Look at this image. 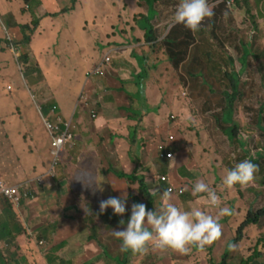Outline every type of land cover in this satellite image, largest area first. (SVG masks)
Masks as SVG:
<instances>
[{"label": "crops", "instance_id": "crops-1", "mask_svg": "<svg viewBox=\"0 0 264 264\" xmlns=\"http://www.w3.org/2000/svg\"><path fill=\"white\" fill-rule=\"evenodd\" d=\"M66 1L67 0H28L26 3L25 0H0V14L1 17L7 19L8 23H11L10 30L15 39H17L21 35V23L30 22L32 18L35 17V11L32 10V7L38 8V12L44 10V13H54L59 11ZM91 1V3H87L86 8L91 6V8H89L92 14L90 18L93 24H95V19L93 18L95 12L93 5L94 1ZM174 1L175 0H143L144 3H142V7L146 8L145 10L149 13L150 6H153V13H150V23L152 24L153 31L158 36L156 42L146 41L147 37L143 30L144 24H138L136 19L133 18L131 26L127 25L129 28L128 33L124 34V32H122V34H124L123 36H117L115 33H112V40H108V37L105 35L107 38V41H105L106 48L103 52H100L98 48V44L101 42L100 35L96 36L95 32H88L92 35V40H89L85 37V29L88 27H84V31L77 34L79 41L76 44L78 59L83 65V73L78 76L77 88L73 92V95L69 96L65 90L63 91V85L53 83L57 78L56 75L53 77L51 76L48 81H44L49 86L56 89L54 94L57 95V100L53 99L52 102L57 103L63 108V111H60V113L64 119L71 121L72 132L73 134L76 133V139H72L65 144L64 153L62 155L63 165L55 170L52 178H48L44 185L40 186L34 199L26 200L20 207H15L12 203V205H0V264H64L63 261H65L66 264H96V262L100 261L103 254L95 242L86 239L87 228L78 212L76 200L79 195L90 197L93 203L99 208V202L110 196H120L126 193L127 198H129V188L126 180L117 176L113 171L105 170L112 166V168L119 167L124 172L130 173L133 168H136L137 162L138 164L144 165L142 161V149L150 151L153 155L156 162L155 171L160 172L162 170V174H168L172 182L190 186L197 181L205 182L204 176L196 175V170L198 169L196 168L197 164L195 160H192V148L197 141L193 139L192 136L186 135L180 141V150L176 152V154L178 153L176 160L164 161V163L157 162L156 160L154 151L155 142L153 140L169 126L168 118L170 114L183 113L186 116L185 110H187L188 115L186 117H191L190 119L192 121V62L197 63V59H192V51L196 53L202 52L201 58L204 60H206L205 54L211 53L216 57L214 59L215 64L220 65L222 70H226V68L228 70L235 69V60L231 57L233 52L239 53L236 60L237 64L245 65L243 60L246 53L240 51L235 52L233 47L226 42L227 34L230 32L228 26L220 33L215 32L214 34L217 40H221L222 46L219 48L215 46L216 41H213V37L211 36V38H209V34L211 35L210 32H208V34L202 33L200 39L202 45L206 46L209 42H213L214 45H208L207 48L202 49L201 46L197 47V43L199 44L200 40H196L195 44L192 42L194 44L193 47L191 44L188 49L190 65L185 69V72L190 83L191 97H188V99L180 98L179 93L182 82H180L178 78L176 87L179 86V88H177L171 100V104H175L174 110L168 114L144 110L135 97L139 86L137 82V79L140 78L139 73L141 71L145 72V70L148 72L146 76L145 73H143L141 81L145 78L146 81L157 79L164 75L165 84H169L168 79L171 74H169L163 66V61L159 62L154 60V56L158 54L154 55L155 51L152 50L151 46L161 42L169 28L175 24L173 18H170L168 15L169 5L173 4L175 6L176 3ZM261 1L262 2L253 0V3L257 6L258 16L264 25V9L261 5V3L264 4V0ZM158 7L162 9L159 10ZM24 8L26 10H23ZM145 10L143 13H145ZM67 14H60L53 19L46 17L43 18V20L65 21ZM36 15L39 16L38 14ZM230 16L233 20L232 27L236 29L238 26L239 29L243 30L245 27L243 24V11L239 8L236 12H232ZM164 17H169L170 20L161 21L158 25H155L152 21L153 18L163 19ZM220 18L223 23H226L225 16L220 15ZM237 18L241 19V23L235 26L234 24ZM140 20L142 21L143 18ZM166 22L170 23L162 25ZM13 24L16 25L12 26ZM134 27L138 29L135 30ZM48 29L51 28L49 27ZM60 33V31H57L44 34V32H41V29H39L33 36L32 41L43 45L44 49L65 48L66 42L58 41L62 39ZM42 38L48 39V43H42L40 41ZM32 41L26 43L22 49L30 53L29 46L32 45ZM108 50L111 51V60L109 63L102 66L103 73L100 75L103 79H101L100 75H86L101 62L103 54ZM42 51L43 50H41V52ZM6 53L8 57L11 56L10 51H6ZM218 53L224 54L225 57L219 58ZM160 55L163 54L160 53ZM145 59H147L146 62H144ZM4 63H6V60L0 56V64ZM13 63L15 64L14 59ZM244 67L245 66L240 70H243ZM247 79L248 78H240L243 82ZM243 82L239 85L245 86ZM252 82L256 83V87L260 85V83L258 84L254 79H252ZM203 85L205 87L209 86L208 83L203 80L200 82L194 81L193 84L194 87ZM3 86L4 85L0 83V87ZM142 86L147 87L146 90H148L151 85L143 84ZM219 86L226 88L229 86V81L226 78L220 79ZM110 92H112V96L108 95ZM253 92L254 90L252 89V93ZM121 93L129 98L126 100L125 105L122 103ZM81 94L85 96V100L89 102V106H92L91 109L96 112L101 111V108L105 109L108 116H106L105 113L99 115L97 113L96 119L91 122L88 109L85 108L86 106L79 103ZM2 95L0 90L1 102L6 98ZM16 101L22 105L23 112L15 105H7L5 106V111L0 112V169L2 170L0 179H4L8 182L20 181L33 173L26 170V158L24 162L18 160L20 154L26 156L24 152L28 151V146L36 145L37 148L35 149H38L50 145V138L43 124V131H40L42 126L40 124L38 126L37 122L33 128L27 125L28 117L31 116L28 110H32L33 116H35V109L32 101L25 100L22 96H18ZM33 101L35 102V100ZM40 101L39 104H42ZM9 107L11 112L10 115H7L6 110ZM133 108H135V110H133ZM16 109H18L17 114L14 112ZM44 109L47 111V108ZM125 109L127 110L126 112ZM113 111H118V116H120L122 120H125V124H119L117 127L112 126L110 118L117 116V113L115 114ZM133 112L138 115L137 118L139 119L145 116L144 118L145 121L147 120L148 126L142 127V125H140V128H136L137 123L134 119L137 118L132 117L131 113ZM112 113L113 115H111ZM24 118H27L25 126L22 129L13 131L12 127H14L15 123L23 122ZM1 119H3L5 123ZM180 121L178 122L180 123ZM198 121H201V117L200 119L198 118ZM90 123H92V125H89ZM132 123H134L133 126L136 128L133 130L134 133L137 134V137L140 138V136H142V146L140 150H138L137 155H131L128 152V138H130L128 124ZM104 130L107 131L103 132ZM111 132H117L118 136L110 135ZM201 132L203 134V139L206 140L208 130L205 127H201ZM105 133H107V135H104ZM26 134L27 140L24 142L25 138L22 135L26 136ZM189 134L192 135V131H190ZM12 142L15 146H13ZM125 147L127 149L123 154L122 149ZM186 151L189 152V157ZM28 152L32 156V159H37L36 153ZM186 156L187 159H185ZM40 159L42 161L44 160V163L50 161L51 154L47 153V156L42 155L39 157V160ZM182 161L188 163L187 168L183 171L184 175L179 171ZM104 163H107V165L104 166ZM30 164L31 170L35 171L36 167H33L36 166V162L32 161ZM90 166H94L95 169V184H91L89 188L86 186V183H80L87 179L89 173H92V168ZM46 168H49V166L47 167L46 164L43 165V163L42 165L39 164L38 171L43 173ZM143 170L144 168L140 169L142 173H144ZM192 176L194 179H192ZM147 178L148 177H146V180H148ZM187 182H189V184ZM149 184L153 186L155 184L154 180L149 181ZM97 185L102 188V191L99 190ZM205 198V195L192 198V202H190L192 203V209H201V203H203L204 209L206 204H208L207 199L206 202H204ZM154 203L159 207L167 203H172L176 206L182 203V207H184L188 201L183 200L175 194H170L166 197L155 194ZM131 204L132 202L126 199V211ZM124 226H115L101 235V239H107L109 245L105 243L108 245V250L115 256L122 250L120 246L121 242L118 238L114 237L113 230L116 228H123ZM39 240L44 241L43 246H45V250L37 249L40 244L38 242ZM46 245H50V247ZM51 245L53 246L51 247ZM92 249H94V252L90 254L89 250Z\"/></svg>", "mask_w": 264, "mask_h": 264}, {"label": "rangeland", "instance_id": "rangeland-1", "mask_svg": "<svg viewBox=\"0 0 264 264\" xmlns=\"http://www.w3.org/2000/svg\"><path fill=\"white\" fill-rule=\"evenodd\" d=\"M94 1V14L93 18L95 19V24H93L91 17V11L89 10L90 7L86 8L87 3H91V0H67L61 7L65 6L67 7L70 4L77 5L76 9L71 11L67 14L65 21L59 20L54 21L50 19H45L39 23V19L45 12L40 11L38 12V8L32 7V10L35 11V17L32 18V21L30 22H24L21 24H28L32 28H36V23H39L36 32L41 29V32H44V34H47L49 32H57L60 31V36H62V39H59L58 41H65L66 47L65 48H58V49H44L43 45H40L39 43H32V45L29 46L30 53L27 50L22 49V44H24V39L22 40V36L20 35L17 39H15L14 35L12 34V31L10 30L11 23L7 22V19L1 17L0 14V33L4 35L7 39V41H11V39H14L15 41L12 43L11 49L8 47L7 43L2 40L0 41V56H2L6 63L0 64V83H2L4 86L0 87V90L2 92V96L6 97L3 102L0 101V112L5 111V106L7 105H15L17 106L22 112L23 107L21 104H19L16 101V98L18 96H22L25 100L32 101L34 109H35V116H33L32 110H28V112L31 114L30 117H28L27 125H29L31 128L35 126V123L37 122L38 126L39 124L42 126V121L39 115V110L37 107H41L42 104H39L38 102H42L45 105L52 104V99L57 100V95L54 94L53 87L49 86L44 81H48L50 77L56 75L57 78L53 83H57L60 85H63V91L65 90L68 95H73V92L77 88V80L78 76L82 75L83 73V65L81 62H79L78 59V52L76 50V44L78 43V33L83 32L84 27H88L85 29V37L89 40H92V35H90L88 32H95L96 36L100 35L101 42L98 44V48L100 52H103L106 48L105 41L112 40V33H115L117 36H123L124 34L129 32V28L127 25L131 26L133 18H135V14L143 13V11L146 9L142 6H140V2L144 3L143 0H93ZM262 2L261 0H259ZM176 4L175 6L173 4L169 5L168 15L170 18H173V12L176 7V5L179 3V0L174 1ZM78 3V4H77ZM83 4V5H82ZM263 9L264 4L261 3ZM259 6V5H258ZM159 10H161V7H158ZM139 12V13H138ZM253 12H257V8L253 10ZM38 14L39 16H37ZM148 14V12H146ZM169 17H164L163 19H157L153 18L152 21L156 25H158L161 21H169ZM53 19V18H52ZM136 19V18H135ZM170 22H166L162 25L169 24ZM239 23H241V19L237 18L235 22V26H237ZM41 24V25H40ZM16 24H13L14 26ZM51 29H48V28ZM135 30H137V27H134ZM225 29V28H224ZM261 29L264 33V25L261 24ZM122 31H124V34H122ZM45 36V35H44ZM37 41V40H36ZM40 41L44 44L48 43V39L42 38ZM41 50H43L41 52ZM263 50V49H262ZM6 51L11 52V56L8 57ZM14 52V55L12 53ZM26 53L28 54L27 62L23 63L20 61L17 62V56L20 54ZM257 52V51H256ZM254 52L253 55L256 53ZM219 54V58H224V54ZM252 55V56H253ZM196 57H199L200 54L196 53ZM239 56V53H232L231 57L233 60H235V68L238 70L242 69L243 66V72H242V78H248V80L252 81L254 79L258 84L260 85L256 87V91L258 92V95L260 96V99L255 98L250 103V108H252L254 105L258 106V102L260 100V105L263 103L264 100V90L262 88V82L260 78L259 70L264 69V52L262 54L261 60H255L253 57H247L245 65L243 64H237V58ZM13 59L15 64L13 63ZM29 66V70H27L24 66ZM165 69L169 71L168 73L171 74V69L169 68V63L167 61H164L163 63ZM212 64L209 66V69H211ZM193 68L195 69V73H192V76H201L202 74L198 71L197 66L195 64L193 65ZM180 73L184 75L185 79L188 78L185 69H180ZM206 78H208V83L212 85L213 92L207 93L204 92V98L202 100L193 98L191 102H193V106L195 109H201L203 106L208 105V109L213 108V104H218L220 101V95L221 91L224 89V87L219 86L220 79L219 77H212L207 74V72L204 73ZM171 80L170 77L168 79L169 84H165L164 75L163 77H159L157 79L149 80V81H142L144 84H150L151 86L146 90L147 87L138 88L137 94L140 95L141 100L146 101V104L144 106V110L146 111H155L156 113L163 112L168 114L175 108V104H171L172 96L175 94L177 87L176 82L177 79L175 76L171 74ZM222 77V76H221ZM101 79L103 77L101 76ZM194 81L200 82L201 77H196ZM117 84V83H115ZM194 82L192 81V86ZM256 85V83H255ZM200 87V86H197ZM127 89V88H125ZM242 89V88H241ZM246 88H243V90ZM128 90V89H127ZM184 91H188L190 96V87L183 88L180 90V97L183 96L181 94ZM31 94V95H30ZM108 95H113L112 92L108 93ZM193 95V92H192ZM122 98V103L125 105L126 100L128 99L123 93L120 94ZM49 97L50 100L46 101V98ZM32 99V100H31ZM207 99L208 102L211 104H207L204 102V100ZM35 100V102L33 101ZM241 97L235 101L236 106L240 104ZM234 101V102H235ZM245 105V104H244ZM92 106H87V109L90 113ZM135 108H133L134 110ZM124 110V109H123ZM242 110L241 112V118L244 120V123H248L249 129H253V125L251 124L253 122V113L251 110H245L242 106L240 108ZM60 111H63V108L60 106L58 108V112L60 115ZM186 111V116L188 115V111ZM10 107L7 108L6 113L7 115H10ZM14 112L17 114L18 109L14 110ZM114 112V111H113ZM126 112V110H125ZM220 111H218L216 114H219ZM236 112V111H235ZM257 112V111H256ZM255 112V113H256ZM13 113V112H12ZM43 116H46L45 109L41 108L40 112ZM99 114L105 113L106 116H108V113L105 109L101 108V111L96 112ZM117 116L110 118L112 122V126L117 127L119 124L123 125L125 124V120H122V118L119 115L118 111L114 112ZM14 114V113H13ZM113 115V113L111 114ZM262 117L264 118V108L261 112ZM183 113H177L176 117L179 119L180 122L182 120H188ZM236 116L238 118V113L236 112ZM23 117V115H22ZM170 117V116H169ZM23 119V118H22ZM27 118H24L23 122H16L14 127H12L13 131H16L18 129H22L25 126V121ZM90 121L93 122L96 118L90 116ZM4 123L5 121L1 119ZM136 123H139L142 125V127H145L143 123H145V120L143 119H134ZM134 124V123H133ZM89 125H92L90 123ZM201 126H204L208 128L209 135H212L213 140L218 144V150L213 151L217 155H219V158H217L218 163L222 165V167L219 169V173L217 176H215V171L212 167L207 169V172L203 170V174H205V180L212 190L217 192L219 195V205L217 207H212L209 204H206L204 209H200L201 211H204L206 214H209L213 217H215L219 224H220V236L211 240L210 242H207L203 245L202 248H204L206 251L200 250V249H194L193 246H189V251L181 253L169 248L165 249H156L152 247L151 245L148 246V250L144 253H128L129 261L128 264H207L208 259V252H211L210 256H212L216 261H219L221 258V254L225 249V246L228 242V240L231 239L236 233V228L238 224L241 222L243 214L246 213L247 208H251L253 210H256L264 205V186H258L259 180L252 179L250 182L242 185V187H246L247 185L250 186V188H243L241 189L240 194L235 191L233 187L228 188V194L227 199L224 197V188L223 184L221 183L222 177L225 175V170L229 169L231 167V161L233 164L244 160L249 159L245 156V152H243L241 149L244 148V150L247 152V155H250L251 157H258L259 154L263 155L264 151L262 148H264V129H254L253 132L247 133L244 132V134L241 133L240 138L242 139L240 142V138L237 137L233 138V140L228 139L226 137V134L222 132V129L220 126V120L219 123L211 116L207 114H204V118L201 119ZM262 125H264V120L262 122ZM192 126V127H190ZM219 129H218V127ZM193 128V130L196 129V124L194 121L188 120L187 123H184V125L180 127L181 132L184 131L186 133H189ZM40 131H43V126ZM80 131V130H79ZM78 131V132H79ZM107 130H104L103 132H106ZM77 132V131H75ZM104 135H107L105 133ZM110 135H115V133H110ZM145 135V133H144ZM26 142L27 140V134L26 136L22 135ZM45 136V133H44ZM192 137L194 139L199 140L200 136L192 134ZM73 139H76V133L73 135ZM13 143V142H12ZM243 143V144H241ZM13 146L15 144L13 143ZM212 144L207 143L204 141L203 147H205V150L212 149ZM261 146V147H260ZM37 148L36 145L34 146H28L27 150L31 153L37 154V159L33 158L30 155L28 151L24 152L26 156L19 155L18 160L20 162H24V159L26 158L25 166L26 170H29L34 173H40L37 172L39 164L48 165L49 161H46L45 163L40 159V156H47V153H49V146H45L44 148ZM126 147L122 149V152L126 151ZM157 149L154 148V151ZM47 151V152H46ZM64 151L60 150L58 152V156L63 154ZM142 161L144 163V170L143 174L145 177H148L147 179L149 181H152V178L154 176V172L156 170V162L153 158V155L150 151H147L145 149L141 150ZM157 162H163L161 159L156 158ZM221 160V162H220ZM35 161L36 167L35 171L31 170V162ZM153 164H152V162ZM229 163L230 165H228ZM30 164V165H29ZM107 165V163H104V166ZM182 167L179 169V171L183 174V171L186 169V167L182 164ZM92 168V173H89L86 180L82 181V183H86L89 188L91 184H95V169L94 166H90ZM102 169V168H101ZM0 173H2V170L0 169ZM196 174L199 176V172L196 171ZM184 175V174H183ZM188 176V175H186ZM28 177V176H27ZM25 178V177H24ZM146 180V184H148V187L151 192L157 193L158 189L156 186H151L149 184V181ZM85 185V184H84ZM136 187V186H134ZM254 188L256 190H254ZM257 192V193H256ZM184 196L182 195L181 198L185 200L188 198L189 194L184 192ZM241 196V197H239ZM192 201H188L187 206L182 207V203L177 206L179 208H183L185 210L192 209ZM155 209H159L157 204L154 203ZM165 206V205H164ZM163 206V207H164ZM239 206V209H241V213H236V207ZM162 207V208H163ZM219 207H228L231 209V213L229 215L225 216H219L218 211ZM119 229V228H116ZM260 238H264V216L260 218L258 225L249 226L245 229L244 238L235 246H233V251L231 252L230 260L233 262H238L241 258H246L247 256L254 253L256 248L262 247V242H258ZM104 244H108L107 239L103 240ZM106 242V243H105ZM106 244V247H107ZM109 245V244H108ZM47 247H50V245H46ZM53 245H51L52 247ZM121 246V245H120ZM119 246V247H120ZM207 247H211L209 249H206ZM108 248V247H107ZM38 250L44 249L45 246L38 245ZM94 252V249L89 250V253L92 254ZM122 251L118 252V255H121ZM108 255H114L112 253ZM115 260L123 259V257H114ZM261 259V260H260ZM261 261V262H260ZM102 261H98L100 263ZM51 264V263H50ZM103 264H111L109 262H105ZM250 264H264V258L260 257L259 259H256L252 261Z\"/></svg>", "mask_w": 264, "mask_h": 264}, {"label": "clouds", "instance_id": "clouds-1", "mask_svg": "<svg viewBox=\"0 0 264 264\" xmlns=\"http://www.w3.org/2000/svg\"><path fill=\"white\" fill-rule=\"evenodd\" d=\"M241 0H179V3L176 5L174 12H173V22L175 23L172 25L169 30L167 31L166 35L170 31V29L175 26L176 24H182L184 27L189 29L190 31H193V37H194V44L196 40L201 39V34L205 33L209 34V38L211 36L213 37V41H216V47L222 46L221 40H217L215 37V32L220 33L226 26L230 28V32L227 34L226 42L229 43L230 46L233 47V50L235 52H245L247 55H245L243 62L246 63L247 57H254L255 54L252 56V54L249 53V49L243 45V42L246 41V37L252 36V30H250L246 19H245V11L244 9L240 8L243 11L244 18H243V24L245 27L242 29H239L238 26L236 29L232 27L233 20L231 18V13L236 12V10H239L238 4ZM78 4V3H77ZM252 4L254 8H257L255 3ZM77 5L74 4L73 8L69 11V13L73 10H75ZM23 10H26L25 8ZM220 15L225 16L226 23H223V21L220 18ZM253 17L256 18L258 24L261 27V20L258 16L257 12H253ZM1 22V20H0ZM150 22V20H149ZM151 24V23H150ZM152 25V24H151ZM211 28V30H210ZM198 30V32L196 31ZM124 32V31H122ZM0 36L4 38V41L7 43L8 47L11 49L12 43L15 41L14 39H11V41H7L6 37L0 33ZM157 36V35H156ZM164 37V38H165ZM158 38V36H157ZM163 38V39H164ZM192 43V47L194 45ZM26 43L22 44V46H25ZM208 45H214L213 42H209ZM208 45L204 46L202 45V42L200 40V43H197V47L201 46L202 49L207 48ZM253 47L256 46L252 44ZM191 46V45H190ZM189 46V47H190ZM188 47V49H189ZM253 51V49H252ZM13 55L14 52L12 51ZM22 54H26L21 52ZM202 52H199L200 56L196 57V52L192 51V59H202L201 54ZM254 53V52H253ZM20 54V56L22 55ZM111 51L108 50L105 52L102 56L101 62L89 73L86 75H100L102 74V66L109 63L111 60ZM189 54V53H188ZM210 53H206L205 56L207 57ZM28 57V54H26ZM20 56H17V62H19ZM214 56V55H212ZM216 58L215 56L213 57ZM165 57L163 55H157L154 56V60L156 61H165ZM169 68H170V62ZM186 62L190 63V59ZM200 67L202 65H199L197 63L192 62V73H195V69L193 68V65ZM164 66V65H163ZM217 66V65H216ZM166 67V66H164ZM215 67V66H214ZM183 67H181L182 69ZM171 69V68H170ZM168 70V67H167ZM203 70L205 68L203 67ZM231 69L222 70L221 66L214 69L209 76L212 77H219L217 75L218 72H230ZM237 70L236 68L234 69ZM171 71V70H170ZM169 72V71H168ZM143 73H145V76L148 74V72L145 70V72L141 71L140 78L137 79V82L139 83L138 88H143V82L141 81L143 77ZM183 75V74H182ZM101 76V75H100ZM198 76H192V81L194 82L195 78ZM240 78H242V74H240ZM219 79H225L223 77H219ZM204 81L208 83V78L201 77V81ZM146 81V78L143 80ZM197 82V81H196ZM243 82V81H242ZM245 86H240V88H246L244 89V97L238 96L237 100L241 97V102L239 105H242L244 107V104L248 106V109L250 108V103L256 98V92L254 91L252 94V98H248V94L250 90L252 89V81L246 80L243 82ZM208 87L200 86V87H194L192 86V92H193V98L202 100L204 98V92L210 93V88H213L212 85L208 83ZM190 87V83L188 79H186L185 82L181 83L180 90L183 88ZM179 88V86L177 87ZM225 90V88L223 89ZM222 92V91H221ZM181 94H183L181 99H188V91H184ZM258 94V92H257ZM180 96V93H179ZM191 96V94H190ZM221 96V95H220ZM129 99V98H128ZM50 100L49 97L46 98V101ZM53 100V99H52ZM51 100V101H52ZM138 100V99H137ZM140 103V106L144 108V106L141 105V101L138 100ZM205 103L211 104L207 101V99L204 100ZM237 102V101H236ZM39 103V102H38ZM79 103L81 105L89 106V102L85 100V96L83 94L80 95V101ZM45 104L42 103L41 107H38L39 113L41 112V108H43ZM238 105V106H239ZM60 106L57 103H53L50 105H46L47 111L46 116H43L40 113L42 124L47 131L49 138H50V147H49V153L51 154V160L49 161L45 172L43 173H32L30 176L25 177L21 179L20 181L16 182H8L4 179H0V182L4 184L5 186L9 187H15L17 188V192L19 195H21L20 201L18 204L13 203L7 196L10 203H12L15 207H20L22 203H24L26 200H32L35 198L36 194L38 193L40 186L44 185L45 181L48 178H52L54 176L55 170L58 168L57 161L62 158V155H59L58 158L54 161V155L52 153L53 150V139L55 136L59 135L63 130L66 129L65 124H68L67 132L70 134L69 137L66 138L64 141L61 150L64 151L65 144L73 139V132H72V123L69 120H66L63 118L62 115L59 114L58 108ZM44 109V108H43ZM126 110V109H125ZM192 121L197 124L198 118L203 119L204 114H207L210 118L214 113H217V110L209 111L207 113L202 112V108L199 110L198 108L195 109L192 102ZM127 111V110H126ZM201 114V115H200ZM97 113L93 109L90 110V116L96 117ZM191 117H188L186 119L190 120ZM58 119H60V123L58 122ZM188 120H184V123H187ZM179 119L176 117V114H170V117L168 118L169 126L166 127V130L160 135L158 134L159 142L156 145V151H155V157L158 159H161L164 163V161H174L177 158L176 152L180 150V141L185 137L186 135H190L189 133H186L184 131L181 132V125L183 126V122H178ZM47 123L50 124H58L60 127V130L51 133L48 130ZM131 125H134L133 123ZM192 127V126H190ZM204 127V126H203ZM206 128V127H205ZM208 130V128H206ZM192 131V134L197 135V130H193V128L190 129ZM209 131V130H208ZM115 135L118 136V133L115 132ZM194 139V138H193ZM197 142L192 148V160H195L197 166L196 168L201 176H204L203 170L207 172V169L210 168V159L212 158V154L209 150H205V147H203L202 140L195 139ZM213 140V137H212ZM214 141V140H213ZM215 142V141H214ZM216 143V142H215ZM162 144L163 148H159V145ZM216 146L218 144L216 143ZM164 153L163 156H161L160 153ZM170 152L171 156H167V153ZM187 152V155L189 157V152ZM187 159V156L185 157ZM62 160V159H61ZM186 168L188 166V163L185 161H182V163ZM182 167V166H181ZM257 171V165L251 162L249 159L241 160L234 164L233 167L230 169L225 170V175L222 177V184L226 187H232L233 185L239 184L241 185V188L243 189L242 185L250 182L253 179L254 173ZM37 172H39L37 170ZM162 170L160 172L155 171L153 174L152 180H154V185L158 189L156 194L161 195L162 197H166L170 194H175L181 197L184 196V192L189 194L188 198L185 200L192 201V198L190 195L194 196V198L199 197L201 195H205V201L207 199V202L212 207H217L220 203L219 201V195L216 194L214 190L209 188L210 185H208L205 180L203 181H197L196 183L190 185L185 184H176L170 180V176L168 174H162ZM197 175V174H196ZM192 179L194 177L192 176ZM189 184V182H187ZM99 190L102 191V188H100L99 185H97ZM129 188V187H128ZM150 190V189H149ZM236 191V189H235ZM130 192V189H129ZM237 192V191H236ZM155 198V193L152 192ZM203 193V194H201ZM201 194V195H197ZM185 198V196H184ZM126 199L130 202L132 200L130 198H127V194L123 193L120 196H110L104 200H101L99 202V210L101 213L106 208H111L113 213L116 215H122L125 212V201ZM1 205V204H0ZM155 206V205H154ZM164 206V205H163ZM160 206L161 208L155 209L153 207L152 209L146 210V207L143 203H133L129 207L130 215L128 217V220L126 222V225L123 228L115 229L113 230L114 237L118 238L121 242V255H117L118 257H123L125 250H130L132 254L134 253H144L148 250V246L151 245L152 247L156 249H165L169 248L181 253L189 251V246L194 247H203V245L207 242H210L211 240L217 238L220 236V224L218 220L209 215L206 214L204 211H201L198 208L185 210L177 207L176 205L172 203H167L165 206ZM187 206V204L185 205ZM203 203L200 204L201 209H203ZM163 207V208H162ZM239 207V206H237ZM236 207V209H237ZM231 213V209L228 207H219L218 215L219 216H225L229 215ZM237 213V212H236ZM121 223H124L121 221ZM122 225H116V227H119ZM115 227V226H114ZM88 233V232H87ZM40 245H44V241L39 240L38 241ZM108 247V245H107ZM196 249V248H194ZM107 252L110 254L108 248ZM129 253V254H130ZM114 257L115 255H110ZM127 262L129 261L128 255L126 256ZM100 261H102L100 259ZM107 261V259H106ZM98 263V262H96ZM76 264V263H75ZM81 264V263H80Z\"/></svg>", "mask_w": 264, "mask_h": 264}, {"label": "trees", "instance_id": "trees-1", "mask_svg": "<svg viewBox=\"0 0 264 264\" xmlns=\"http://www.w3.org/2000/svg\"><path fill=\"white\" fill-rule=\"evenodd\" d=\"M27 3L28 0H25ZM142 6V3L140 2L139 4ZM74 4H70L67 7L63 6L60 8L59 11L54 12V13H44L41 18L39 19V23L43 20V18L49 17V18H56L60 14H67L69 11L73 8ZM239 8L244 9L245 11V19L246 22L252 30V36L246 37V41L248 42H243V45L246 46L249 49V53L253 55V52L255 53V56L253 57L256 61L262 59V54L264 52V33L258 24L257 20L255 17H253V10L255 9L252 0H241L238 4ZM145 13H140V14H135L136 21L139 23L144 24V32L146 41L147 42H156L157 41V36L155 32L153 31V27L150 24L149 20L151 19L150 13H153V6H150V13L148 14ZM139 13V12H138ZM143 18L141 21L140 19ZM141 21V22H140ZM39 23H36V28H32L28 24H21L20 25V32L22 36V40L24 43H30L32 41L33 36L36 33V29L39 25ZM198 32V30H196ZM4 38L0 36V41L2 42ZM139 40V39H138ZM194 40L193 37V31H190L186 27H184L182 24H176L173 26L166 37L161 40L158 44H155L154 46H151L152 50L155 51L154 55H159L160 53L163 54L165 57V61L170 62V68H171V74L175 76L176 79L179 78L180 82H185L186 79L184 75L180 73L181 67L184 69L188 68L190 63L186 62L188 60L189 54H188V47L192 44ZM256 45L253 47V45ZM253 49V51H252ZM263 49V50H262ZM247 55V54H246ZM214 56L210 53L207 57L206 60L204 59H199L197 60V64L202 65L198 67V71L202 75L198 77H204L205 76V71L200 70L205 68L207 71V74L210 75V73L220 67V65L215 64L214 62ZM20 61L23 63L27 62V55L22 54L20 56ZM142 61V60H140ZM147 59H145L144 62H146ZM232 62L231 60H229ZM212 64L211 69H209V66ZM24 66V65H23ZM215 66V67H214ZM27 70H29V66H24ZM243 70L240 71H235L234 69H231L230 72H218L217 75L219 77L226 78L229 81V86L225 88V90H222L221 96H220V101L218 104H213V108L208 109V105L203 106L202 112L207 113L210 110H217L220 111L219 114L214 113L212 117L222 126V132L226 134V137L228 139L233 140V138H236L237 135L240 138L241 133L244 134V132L250 133L253 132L254 129H264V125H262V122L264 118L261 115V112L264 108V100L263 103L260 105V100L258 102V106L253 107L251 109L253 113V122L251 123L253 125V129H249L248 123H244V120L241 118V112L240 108L242 105L236 106V99L238 96H243L244 91L243 89L240 88V83L242 81L240 80V74H242ZM260 73V78L262 82V88L264 90V69L262 68L261 71L259 70ZM172 76L170 75V78ZM252 89L256 92V85L255 83H252ZM252 89L250 90L248 94V98H252ZM213 92V89L210 88V93ZM136 99L141 101V105L145 106L146 101H142L140 98V95L137 93L135 94ZM256 98L260 99V96L256 92ZM235 101V102H234ZM43 108H46V105L43 106ZM245 110H249L247 105H244ZM135 110V109H134ZM194 112V110H192ZM238 113V118L236 116V112ZM257 111V112H256ZM256 112V113H255ZM132 117L137 118L138 115H136L134 112L131 113ZM143 116L141 119L145 120ZM144 125H147V120ZM201 121H198L196 124V130H197V135L200 136V139L202 140V144L204 141H206L209 144H212V149H210V153L212 154V158L210 159V167H212L215 171V176L218 175L219 169L222 167L221 164L218 163L217 158H219V155H217L215 152L218 150V147L216 146V143L212 140V135H209V131L207 132V138L206 140L203 139V134L201 132ZM150 125V124H149ZM130 130V138H128V143H129V150L128 152L132 155H137L138 150H140L142 146V136L140 138L137 137V134L134 133L133 129L140 128V124L137 123V127L135 128L133 125L128 124ZM148 126V125H147ZM218 127V126H217ZM219 129V127H218ZM160 135V134H159ZM242 139L240 138L239 142ZM155 142V147L160 141L158 138V135L156 136V139L153 140ZM243 144V143H241ZM154 147V148H155ZM261 147V146H260ZM243 152H245V156L251 160L254 164L257 165V171L254 173L253 178L256 180H259L258 186H264V154L261 155L259 154L258 157H251L250 155H247V152L243 149H241ZM264 151V148H262ZM60 158L57 163L58 167L63 165V159ZM221 162V160H220ZM222 163V162H221ZM230 165L229 163H227ZM234 164L231 161V167H233ZM229 167V169L231 168ZM141 168H144V165L136 163V168H133V170L130 173L124 172L121 168H116V167H109L105 171H113L117 176L124 178L128 184V187L130 189L129 192V198L132 200L133 203H143L146 207V210L152 209L154 207V195L153 193L149 190L148 185L146 184V177L142 175L143 173L140 171ZM222 183V180H221ZM136 186V187H134ZM211 186V184H210ZM234 189H236L237 193L240 194L241 192V185L236 184L232 186ZM224 188V197L227 199V194H228V188L223 185ZM244 188H250L249 185H247ZM254 190H256L254 188ZM257 193V192H256ZM203 194V193H201ZM197 194V195H201ZM217 194V192H216ZM191 198H194V196L190 195ZM241 197V196H239ZM77 201L78 205V212L84 222V225L87 228L86 232V239L90 240L92 242H95V244L98 245L100 251L102 252V257L101 260L102 262L96 263V264H103L106 262L111 263V264H128L126 256L128 253H130V250H125L123 254V259L115 260L114 257L108 255L109 253L107 252V247L106 244L103 243L101 240V235L104 234L105 232L109 231L111 228H113L116 225H126V222L128 220V217L130 215L129 208L122 215H116L113 213L111 208H106L103 213L100 212L99 208L93 203L92 199L90 197H85L83 195H79ZM0 204H8L12 205L8 198L3 194L0 193ZM154 209V208H153ZM237 213H241V209L237 207L236 209ZM264 216V205L261 206L260 208L253 210L251 208H247L246 213L243 214L241 222L238 224L236 228V233L233 237H231L230 240H228L224 251L221 254V258L219 261H216L210 254L211 252H208V259H207V264H250L252 261L259 259L260 257L264 258V238H260L258 242H262V247L256 248L254 253L247 256L246 258H241L238 262H233L230 260L231 252L233 251V246L237 245L243 238H244V233L245 229L249 226L253 225H258L260 218ZM123 221L124 223H121ZM196 249H200L203 251H206L202 247H194ZM211 247H207L206 249H209ZM261 260V259H260ZM64 264H66L65 261H63ZM261 262V261H260Z\"/></svg>", "mask_w": 264, "mask_h": 264}, {"label": "built area", "instance_id": "built-area-1", "mask_svg": "<svg viewBox=\"0 0 264 264\" xmlns=\"http://www.w3.org/2000/svg\"><path fill=\"white\" fill-rule=\"evenodd\" d=\"M58 122L59 123L61 122L60 119H58ZM65 126H66V129L63 130L59 135L55 136L53 139V142H52V144H53L52 153L54 155V161L58 158V152L61 150V147H62L64 141L66 140L67 137L70 136V134H68V132H67L68 124H65ZM47 127L51 133H55V132L60 130V127L58 124L47 123ZM159 148L160 149L163 148V145L160 144ZM160 154H161V156L164 155V153H162V152ZM167 156H171V153L168 152ZM0 193H3L5 196H7L15 204H18L20 201V198H21V195H19L17 192V188L5 186L1 182H0Z\"/></svg>", "mask_w": 264, "mask_h": 264}]
</instances>
